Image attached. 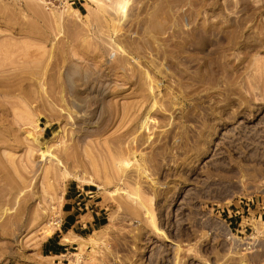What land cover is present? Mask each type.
<instances>
[{"label": "rangeland", "instance_id": "rangeland-1", "mask_svg": "<svg viewBox=\"0 0 264 264\" xmlns=\"http://www.w3.org/2000/svg\"><path fill=\"white\" fill-rule=\"evenodd\" d=\"M74 1L0 0V264H264V0Z\"/></svg>", "mask_w": 264, "mask_h": 264}, {"label": "crops", "instance_id": "crops-1", "mask_svg": "<svg viewBox=\"0 0 264 264\" xmlns=\"http://www.w3.org/2000/svg\"><path fill=\"white\" fill-rule=\"evenodd\" d=\"M110 208L111 204L105 201L94 187L81 186L78 183L69 184L63 196L61 226L42 243V254L55 258L69 256L70 250L76 249L78 241L86 239L107 225ZM241 219V216L233 218L231 224L235 223L241 227ZM65 237L72 241L64 242Z\"/></svg>", "mask_w": 264, "mask_h": 264}, {"label": "built area", "instance_id": "built-area-1", "mask_svg": "<svg viewBox=\"0 0 264 264\" xmlns=\"http://www.w3.org/2000/svg\"><path fill=\"white\" fill-rule=\"evenodd\" d=\"M44 6L49 9H64V8H68V7H73L75 5V1L74 0H42ZM96 191H99V188H96ZM58 224L61 226V219L60 221H58Z\"/></svg>", "mask_w": 264, "mask_h": 264}, {"label": "bare ground", "instance_id": "bare-ground-1", "mask_svg": "<svg viewBox=\"0 0 264 264\" xmlns=\"http://www.w3.org/2000/svg\"><path fill=\"white\" fill-rule=\"evenodd\" d=\"M74 11H76V12H78L77 10H74ZM79 13V12H78ZM20 76V75H19ZM19 78V77H18ZM21 78V77H20ZM3 80V79H2ZM7 82V81H6ZM19 82V81H18ZM16 83V82H15ZM1 85V84H0ZM11 86H14V85H11ZM8 89V88H7ZM38 141V140H37ZM39 142V141H38ZM40 143V142H39ZM61 164V161H59L58 160V165H60ZM57 165V166H58ZM70 177H71V175H70ZM6 180V179H5ZM19 192V191H18ZM52 235V233H48V236H51ZM72 240L69 238V237H65L64 238V242H68V243H70Z\"/></svg>", "mask_w": 264, "mask_h": 264}]
</instances>
